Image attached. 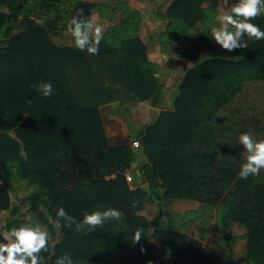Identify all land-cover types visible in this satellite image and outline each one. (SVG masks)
<instances>
[{
  "label": "trees",
  "instance_id": "16d2710c",
  "mask_svg": "<svg viewBox=\"0 0 264 264\" xmlns=\"http://www.w3.org/2000/svg\"><path fill=\"white\" fill-rule=\"evenodd\" d=\"M209 1L173 0L159 8L162 54L172 53L182 38L194 55L213 46L218 4ZM81 9L93 23L94 14L109 20L97 55L51 37L67 31ZM250 22L264 31V13ZM143 23L130 0H0V213L9 211L2 230L26 227L11 192L29 183L28 213L49 234L40 264H56L65 254L72 264H165L157 247L167 264H264V174L238 175L245 152L238 137L264 139V40L245 36L248 48L232 56L195 57L174 110L154 119L149 113L161 104L163 86L160 65L141 35ZM41 82L51 83V96L30 87ZM108 106L128 125L127 143H112L102 113ZM134 109L145 121L142 128L133 122ZM135 140L142 145L137 151ZM135 163L133 190L126 172ZM172 200L203 204L178 217L186 224L200 221V239L161 222L163 205ZM152 204L159 213L150 221L141 213ZM60 208L77 222L85 211L109 208L123 217L77 232L75 223L64 226ZM230 222L247 230L248 251L240 262L232 235L219 240L220 251H202V241ZM137 229L143 231L135 242Z\"/></svg>",
  "mask_w": 264,
  "mask_h": 264
},
{
  "label": "clouds",
  "instance_id": "9594fccd",
  "mask_svg": "<svg viewBox=\"0 0 264 264\" xmlns=\"http://www.w3.org/2000/svg\"><path fill=\"white\" fill-rule=\"evenodd\" d=\"M218 25L211 28V39L223 49L231 52L234 49H247L248 43L245 36L257 41L264 40V31L259 26L251 23L254 18L264 13V0H237L229 6V0H219L216 8ZM83 10H78L67 25V31L74 40V45L81 51L90 55L99 53V45L103 39L102 26L83 18ZM227 59V58H226ZM34 87L44 97L53 94L50 82H41ZM28 104L32 101L28 100ZM238 142L243 145V163L238 173L241 179L260 175L264 170V139L254 140L253 137L244 133L238 137ZM136 204H133L135 207ZM57 216L65 221L64 226L70 228L76 224L77 232L94 231L103 227L105 222L120 221L122 212L109 208L104 211H85L82 220L77 222L76 218L66 213L63 208L58 209ZM60 223V220H57ZM142 229H137L133 239L138 242L142 236ZM4 239V238H3ZM49 234L35 227H13L6 243H0V264H40L38 254L48 246ZM72 264V259L65 254L57 259L56 264Z\"/></svg>",
  "mask_w": 264,
  "mask_h": 264
},
{
  "label": "rangeland",
  "instance_id": "374dc122",
  "mask_svg": "<svg viewBox=\"0 0 264 264\" xmlns=\"http://www.w3.org/2000/svg\"><path fill=\"white\" fill-rule=\"evenodd\" d=\"M91 1L104 2L110 5L113 3V0H91ZM172 1L173 0H154V1L130 0L132 6L143 13L144 23L142 26L143 27L142 38L149 45L150 59L154 62H157L160 65L158 78L160 84L163 86V98L159 107L156 108L155 110L152 109V112L149 113L150 117L154 119L157 118L161 112L167 110H174V98L179 92L178 90L179 85L185 74L194 66L195 57L203 59L205 57L227 55L225 51L216 53V45H218L216 42L214 46H212L210 49L204 50V52L201 54L194 55L191 49L192 45L188 42L186 38H182L178 42L175 51L169 54H162L158 46L157 38L159 32L163 28V23L156 14L159 8L167 9V6ZM120 19L121 17H117L115 21H119ZM94 23L102 26L103 34L107 31V28L109 26V20L101 18L98 14H94ZM51 37L57 45L76 48L74 45L73 37L68 31L52 33ZM111 108H112L111 106H108L103 108L102 111L109 137L114 145L127 143L130 135V129L122 119L116 118L112 115ZM240 112L243 113L244 111H240ZM132 114H133V122L135 123L136 128H142L145 125V121L143 120V117L140 114H138L135 109L132 110ZM10 134L12 136H15L14 131H12ZM141 160L142 161L145 160L144 155L141 156ZM137 165L138 163H135L133 167L128 171H132V170L135 171L136 170L135 167ZM261 173L263 174L264 170H261ZM132 183L133 182L130 183L131 188L133 190L138 189V186ZM31 190H32V186L29 183H24L20 186H15V190L11 192V197L14 201H16V203H18L21 206L22 211L25 213V220L27 221L26 227H35L38 228L39 230L46 231L44 227L40 226L35 221L33 223L32 217L28 213V209H27V205L25 204V201ZM167 207L168 206L166 205L164 207L165 214L168 215L172 213L176 216L175 210ZM158 210L159 209L152 204L149 205L147 209L141 213V215L146 217L148 220L152 221L154 216L159 213ZM7 214H9L8 210H5L0 214V243H6L7 238L10 236V233L8 231L1 230L5 223ZM190 236L196 238L195 235H190ZM202 251L205 252L206 254H209L210 243L203 242Z\"/></svg>",
  "mask_w": 264,
  "mask_h": 264
},
{
  "label": "crops",
  "instance_id": "0c3cea01",
  "mask_svg": "<svg viewBox=\"0 0 264 264\" xmlns=\"http://www.w3.org/2000/svg\"><path fill=\"white\" fill-rule=\"evenodd\" d=\"M236 2H237V0H229V6L233 3H236ZM214 3L219 4V0H210L208 2L207 6H210ZM164 10H166V9H164ZM161 21H162L163 27H164V21L163 20H161ZM141 35H142V31H141ZM157 39H158V46H159V49L161 52V46H160V42H159V34H158ZM214 44H213V46H214ZM176 48H177V45L174 47V51L176 50ZM217 50H218V52H217ZM235 50L236 49L229 52V51L223 49L219 44L216 45V53H220V52L225 51L228 56H232L235 54ZM135 168H136L135 171H137L138 165ZM263 174L260 173V175H258V176H261ZM165 205L168 206L169 208H172L173 210H175L176 216L172 213L166 215L165 211H164ZM165 205L163 206V213H164L165 218H163V220L161 221L162 223L174 224V225H176V227H180L188 235L189 234L195 235L196 239H200V237H201V223H200V221H192V222L186 224L184 222V220L178 219V217L184 216L190 211H196V210L200 209L203 206L202 203L196 202V201H191V200H175V201L173 200V201L165 203ZM6 216H7L6 217V220H7L9 217V214H7ZM6 220H5V222H6ZM246 234H247L246 228L240 227V225L237 223L230 222V225L228 227L221 228V231L219 233H215V232L211 233L210 236L208 237V239L206 241H202V243L203 242L210 243L209 254H213V253L220 251V249L223 248V244H221L219 242V240L226 238L227 235H232L234 260L237 262H240L244 259V257L247 254V251H248V242L244 238V236ZM155 254H156V256L159 257L160 262L165 263V264L168 263L167 255L162 253L161 249L159 247H157Z\"/></svg>",
  "mask_w": 264,
  "mask_h": 264
},
{
  "label": "built area",
  "instance_id": "2783aa9c",
  "mask_svg": "<svg viewBox=\"0 0 264 264\" xmlns=\"http://www.w3.org/2000/svg\"><path fill=\"white\" fill-rule=\"evenodd\" d=\"M142 147V145H141V142L139 141V140H135V141H133L132 142V148L134 149V150H139L140 148ZM134 173H135V171L134 170H132V171H128L127 173H126V178L128 179V182H133L134 181Z\"/></svg>",
  "mask_w": 264,
  "mask_h": 264
}]
</instances>
